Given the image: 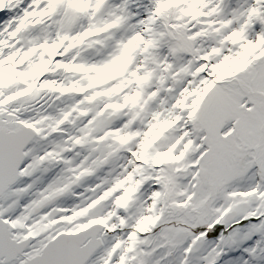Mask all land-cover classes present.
I'll return each instance as SVG.
<instances>
[{
    "label": "snow or ice",
    "instance_id": "snow-or-ice-1",
    "mask_svg": "<svg viewBox=\"0 0 264 264\" xmlns=\"http://www.w3.org/2000/svg\"><path fill=\"white\" fill-rule=\"evenodd\" d=\"M0 264H264V0H0Z\"/></svg>",
    "mask_w": 264,
    "mask_h": 264
}]
</instances>
